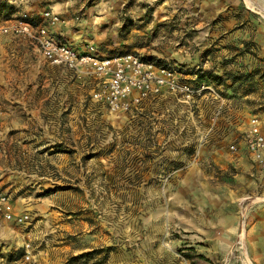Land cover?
Here are the masks:
<instances>
[{
    "label": "rangeland",
    "instance_id": "374dc122",
    "mask_svg": "<svg viewBox=\"0 0 264 264\" xmlns=\"http://www.w3.org/2000/svg\"><path fill=\"white\" fill-rule=\"evenodd\" d=\"M234 1L250 16L232 0L0 2L6 26L47 27L79 51L93 46L105 55L141 56L175 70L198 91L195 103L164 95L118 114L95 101L93 86L71 87L64 113L69 135L60 143L54 129L52 140L42 130L43 143L19 145L21 173L8 174L0 186L9 212L28 217L19 224L0 215V264H169L173 258L181 264L190 259V248L179 242L185 233L179 223L185 214L197 213L196 203H185L193 202L202 185L219 194L241 185L240 170L231 164L240 149L232 147L241 148L246 140L242 124L264 116V94L257 96L264 73L254 66L257 45L240 47L232 39L236 46L226 59L222 33L209 30L223 23H253L255 16L264 22L263 11L249 8L245 0ZM46 11L60 22L50 25L43 18ZM4 35L19 37L12 31ZM227 99L251 112L222 109ZM195 166L202 172L187 174ZM261 200H243L242 226ZM164 241L177 245L162 253Z\"/></svg>",
    "mask_w": 264,
    "mask_h": 264
},
{
    "label": "crops",
    "instance_id": "0c3cea01",
    "mask_svg": "<svg viewBox=\"0 0 264 264\" xmlns=\"http://www.w3.org/2000/svg\"><path fill=\"white\" fill-rule=\"evenodd\" d=\"M3 1L0 0L1 3ZM253 1L264 12V0ZM232 2L238 11L244 10L243 7L239 8L238 1ZM245 13L249 15L248 9ZM252 20L253 23L245 24L223 23L211 26L209 30H220L222 33V44H227L226 59L232 58L228 56H232L233 47L236 46V43H231L232 39L239 40L240 47L250 42L257 45L258 60L254 66L264 73V22L256 16ZM244 54L248 58L251 56L249 52ZM76 84L93 86L94 92L98 87V80L66 67L50 64L36 46L21 37L0 34V144L3 145V152L0 154V186L8 182V174L21 173L17 166L19 145L43 143L45 140L40 137L42 130L44 134L50 133L49 138L52 140L54 129L61 139L60 143H63L64 136L69 135V124L64 113L69 111V92L71 87H78ZM263 85L257 96L264 94ZM220 107H227L228 111L237 112L239 115L241 112H251L250 107L243 104L236 106L229 99L224 100ZM253 118L260 120L264 130V116L263 119L259 116ZM249 128L248 121L242 124L240 129L247 132ZM237 149H240V152L232 156L231 164L240 170L237 180L241 185L229 189L225 187V194L215 193L212 186L202 185L203 191L200 194L195 193L193 202L185 203L192 207H195L193 204L196 203L194 213L197 214H185L179 223L185 231L179 242L186 243L191 253L190 259L180 262L181 264H223L235 249L237 256L233 260L234 264H247L246 253L252 264H264V203L251 207L246 217L245 254L236 248L243 230L239 216L243 200L250 196L264 197V171L258 167L248 151L246 141L241 144V148L237 146ZM201 172L197 166L187 170L189 175H198ZM248 175H251L252 179H248ZM188 182L185 181V186ZM247 189L252 193L247 192ZM160 227L165 232V223ZM176 245L175 241H164L160 251L166 253ZM175 260L176 258H173L169 264H177Z\"/></svg>",
    "mask_w": 264,
    "mask_h": 264
},
{
    "label": "built area",
    "instance_id": "2783aa9c",
    "mask_svg": "<svg viewBox=\"0 0 264 264\" xmlns=\"http://www.w3.org/2000/svg\"><path fill=\"white\" fill-rule=\"evenodd\" d=\"M251 1L254 3V10H260L256 2ZM43 18L52 26L60 22V18L51 11H46ZM10 31L36 45L50 64L96 78L98 87L93 97L111 113H131L145 102L164 95H173L181 99V102L190 103L194 101L198 92L193 85L183 83L175 70L144 60L138 55H105L93 46L85 51H79L57 40L47 27L41 26L35 29L28 23L9 27L0 20V34ZM245 141L258 167L264 171V130L258 118L250 121ZM232 150H237V147L233 146ZM0 215L19 224L28 220L27 216L14 217L9 212L8 198L2 192H0ZM244 235L242 230L236 248L245 254ZM236 256V249L232 250L223 264H234L233 260Z\"/></svg>",
    "mask_w": 264,
    "mask_h": 264
},
{
    "label": "water",
    "instance_id": "95a60500",
    "mask_svg": "<svg viewBox=\"0 0 264 264\" xmlns=\"http://www.w3.org/2000/svg\"><path fill=\"white\" fill-rule=\"evenodd\" d=\"M261 201H263V202H264V200H261ZM245 224H246V220H245V219H243V231H244V234H245V232H246V227H245ZM244 245H245V242H244ZM245 251H246V245H245ZM246 259H247V261H249V262L251 263V261H250V259H249L248 255H247V253H246ZM251 264H252V263H251Z\"/></svg>",
    "mask_w": 264,
    "mask_h": 264
},
{
    "label": "bare ground",
    "instance_id": "6f19581e",
    "mask_svg": "<svg viewBox=\"0 0 264 264\" xmlns=\"http://www.w3.org/2000/svg\"><path fill=\"white\" fill-rule=\"evenodd\" d=\"M246 1V3L248 4V6H249V8H251V9H254V5H252L248 0H245ZM260 13L262 12L261 10H258ZM249 264H251V263H249Z\"/></svg>",
    "mask_w": 264,
    "mask_h": 264
}]
</instances>
